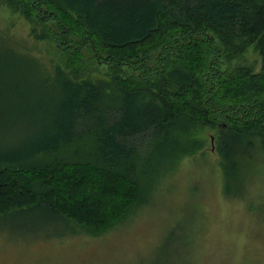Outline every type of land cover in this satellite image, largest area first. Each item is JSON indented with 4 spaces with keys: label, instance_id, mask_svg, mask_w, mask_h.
<instances>
[{
    "label": "trees",
    "instance_id": "obj_1",
    "mask_svg": "<svg viewBox=\"0 0 264 264\" xmlns=\"http://www.w3.org/2000/svg\"><path fill=\"white\" fill-rule=\"evenodd\" d=\"M2 1L56 63L0 46V217L97 238L206 153L201 129L226 195L264 154V0ZM249 49L258 72L233 64Z\"/></svg>",
    "mask_w": 264,
    "mask_h": 264
},
{
    "label": "rangeland",
    "instance_id": "obj_2",
    "mask_svg": "<svg viewBox=\"0 0 264 264\" xmlns=\"http://www.w3.org/2000/svg\"><path fill=\"white\" fill-rule=\"evenodd\" d=\"M30 30L0 0V46L48 71L55 55ZM233 64L258 72L261 60L249 49ZM198 135L206 153L180 158L142 209L97 238H61L57 223L34 216L0 217V264H264V154L241 155V184L226 195L216 146L210 150L213 133Z\"/></svg>",
    "mask_w": 264,
    "mask_h": 264
},
{
    "label": "water",
    "instance_id": "obj_3",
    "mask_svg": "<svg viewBox=\"0 0 264 264\" xmlns=\"http://www.w3.org/2000/svg\"><path fill=\"white\" fill-rule=\"evenodd\" d=\"M214 139L213 138H211V152H214V148H215V146H214V141H213Z\"/></svg>",
    "mask_w": 264,
    "mask_h": 264
}]
</instances>
